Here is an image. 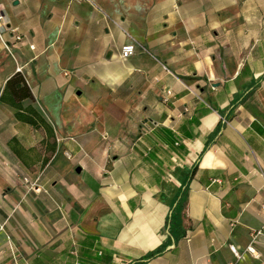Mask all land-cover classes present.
Returning <instances> with one entry per match:
<instances>
[{"label":"crops","instance_id":"1","mask_svg":"<svg viewBox=\"0 0 264 264\" xmlns=\"http://www.w3.org/2000/svg\"><path fill=\"white\" fill-rule=\"evenodd\" d=\"M0 1V264H264V0Z\"/></svg>","mask_w":264,"mask_h":264},{"label":"trees","instance_id":"2","mask_svg":"<svg viewBox=\"0 0 264 264\" xmlns=\"http://www.w3.org/2000/svg\"><path fill=\"white\" fill-rule=\"evenodd\" d=\"M33 98V91L29 86L25 76L21 72L14 73L6 82L4 90L1 95V100L10 104L15 110L16 117L36 128H43L47 135L54 136V129L39 111V109L31 104H24V100ZM183 195L179 198L178 203L173 208L172 214L169 218L170 232L177 237V229L181 224V212L184 207L185 197ZM166 245H161L155 250L147 252L141 260L135 261L132 264H144V259H149L161 254Z\"/></svg>","mask_w":264,"mask_h":264},{"label":"built area","instance_id":"3","mask_svg":"<svg viewBox=\"0 0 264 264\" xmlns=\"http://www.w3.org/2000/svg\"><path fill=\"white\" fill-rule=\"evenodd\" d=\"M6 24L7 22L5 21V16L3 15L2 13V9H1V1H0V38L5 42V44L7 45V47H9L7 41L4 39L3 37V33H4V30H5V27H6ZM18 39H20L21 37L18 35L17 36ZM136 51V45L134 42H129L127 44H124L121 48V56L123 58H128L129 56L133 55ZM170 91H168L169 93ZM32 188H34L32 186ZM262 210H263V214H264V204L262 205ZM261 233V230H257L254 234V237L257 235V234H260ZM231 249L233 251H235V246L231 245ZM249 250L250 251H253V247H249Z\"/></svg>","mask_w":264,"mask_h":264},{"label":"rangeland","instance_id":"4","mask_svg":"<svg viewBox=\"0 0 264 264\" xmlns=\"http://www.w3.org/2000/svg\"><path fill=\"white\" fill-rule=\"evenodd\" d=\"M50 140H52V138L50 139ZM250 251V250H249ZM251 252V254H253V255H257V252H258V255L259 254H261L259 251H257V249L256 248H253V251H250ZM260 255H259V258L258 259H260ZM263 261V263H264V259L262 260Z\"/></svg>","mask_w":264,"mask_h":264},{"label":"water","instance_id":"5","mask_svg":"<svg viewBox=\"0 0 264 264\" xmlns=\"http://www.w3.org/2000/svg\"><path fill=\"white\" fill-rule=\"evenodd\" d=\"M77 170H78V171H80L81 169H80V168H78Z\"/></svg>","mask_w":264,"mask_h":264}]
</instances>
